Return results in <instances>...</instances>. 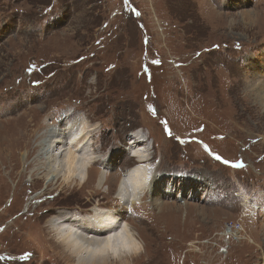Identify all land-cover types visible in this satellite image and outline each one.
Segmentation results:
<instances>
[{
    "label": "rangeland",
    "instance_id": "1",
    "mask_svg": "<svg viewBox=\"0 0 264 264\" xmlns=\"http://www.w3.org/2000/svg\"><path fill=\"white\" fill-rule=\"evenodd\" d=\"M263 80L264 0H0V264H57L59 209L120 208L132 136L160 193L121 208L129 264H264ZM66 118L94 173L47 187L32 166Z\"/></svg>",
    "mask_w": 264,
    "mask_h": 264
},
{
    "label": "bare ground",
    "instance_id": "2",
    "mask_svg": "<svg viewBox=\"0 0 264 264\" xmlns=\"http://www.w3.org/2000/svg\"><path fill=\"white\" fill-rule=\"evenodd\" d=\"M242 16L244 20L245 17L252 20L249 26L257 23L254 12L248 10L242 12ZM254 89L249 90V95L252 94L264 106V80L260 81L256 90ZM66 120L65 127L50 128L47 134L44 133L40 154L44 155L45 161L31 168L32 174L41 175V181L44 175H50L46 182L47 187L57 183L61 189L71 184L82 186L90 180L89 174L94 173L91 164L97 161V158L91 148L92 128H88L87 122L85 124L77 118ZM129 140L128 151H133L134 154L130 156L136 163L122 171L120 175L117 195L120 208L98 206L83 211L73 208L59 209L48 220V231L52 233L50 242L57 247L56 252L59 256L57 264H129L130 259L140 254L141 243L121 208L127 209L129 206V209H132L136 203H141L146 193L157 198L160 191L153 184L156 180L153 182L152 179L150 155L144 154L142 148H139L138 142L144 139L132 136ZM109 166V161H106L103 169ZM97 177V187L106 183L107 178L104 180L102 174Z\"/></svg>",
    "mask_w": 264,
    "mask_h": 264
},
{
    "label": "snow or ice",
    "instance_id": "3",
    "mask_svg": "<svg viewBox=\"0 0 264 264\" xmlns=\"http://www.w3.org/2000/svg\"><path fill=\"white\" fill-rule=\"evenodd\" d=\"M217 159H220L219 157H217Z\"/></svg>",
    "mask_w": 264,
    "mask_h": 264
}]
</instances>
